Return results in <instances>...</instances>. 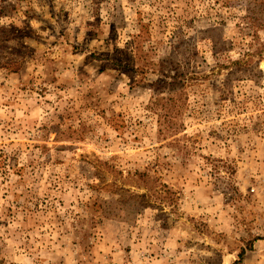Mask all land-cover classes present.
I'll return each instance as SVG.
<instances>
[{"label":"rangeland","instance_id":"obj_1","mask_svg":"<svg viewBox=\"0 0 264 264\" xmlns=\"http://www.w3.org/2000/svg\"><path fill=\"white\" fill-rule=\"evenodd\" d=\"M0 264H264V0H0Z\"/></svg>","mask_w":264,"mask_h":264},{"label":"trees","instance_id":"obj_2","mask_svg":"<svg viewBox=\"0 0 264 264\" xmlns=\"http://www.w3.org/2000/svg\"><path fill=\"white\" fill-rule=\"evenodd\" d=\"M159 132H161V130H159Z\"/></svg>","mask_w":264,"mask_h":264}]
</instances>
